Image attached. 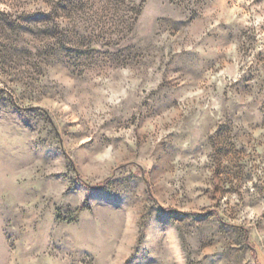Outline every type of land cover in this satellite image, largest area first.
I'll return each instance as SVG.
<instances>
[{
    "label": "rangeland",
    "instance_id": "rangeland-1",
    "mask_svg": "<svg viewBox=\"0 0 264 264\" xmlns=\"http://www.w3.org/2000/svg\"><path fill=\"white\" fill-rule=\"evenodd\" d=\"M0 264H264V0H0Z\"/></svg>",
    "mask_w": 264,
    "mask_h": 264
}]
</instances>
